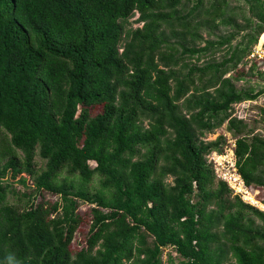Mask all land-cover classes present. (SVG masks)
<instances>
[{
    "label": "trees",
    "instance_id": "1",
    "mask_svg": "<svg viewBox=\"0 0 264 264\" xmlns=\"http://www.w3.org/2000/svg\"><path fill=\"white\" fill-rule=\"evenodd\" d=\"M263 33L264 0H0V264H264V211L206 159L224 124L264 188L231 114Z\"/></svg>",
    "mask_w": 264,
    "mask_h": 264
},
{
    "label": "rangeland",
    "instance_id": "2",
    "mask_svg": "<svg viewBox=\"0 0 264 264\" xmlns=\"http://www.w3.org/2000/svg\"><path fill=\"white\" fill-rule=\"evenodd\" d=\"M231 1V5H237L238 4V0H230ZM136 17V15L131 18L130 20L134 19ZM133 26H137L140 25L139 24H132ZM260 40H264V35H261L259 37ZM236 85L238 87H253L255 90L258 88H263L264 91V79H261L257 76L254 77H247L245 79H242L240 81H238L236 83ZM239 110V112H241V116H243L244 118L247 119V121L251 122V123H255L256 125V130L261 131L262 133L264 132V115L263 113H261V111L253 104H242L241 107L237 108ZM218 134H223L225 136V142L223 144V151H222V157H220L218 159L219 161V171L221 173L224 172H231L233 173L235 169H232V167L230 166V163L232 162V160H234V156H233V139L231 137V135L225 130L224 128V124L217 128L215 130V133L212 134H208L206 138L209 139H214ZM231 151V152H230ZM170 180V178H169ZM96 182V178L93 179L92 184L96 187L95 185ZM19 188H21V185H15ZM248 192L250 193L249 196H251V199H255L253 200H249L248 198H245L246 202L258 207L259 209L264 211V205L261 203V200L264 199V188L263 189H253L251 187H246ZM254 197V198H253ZM45 198L50 199V200H55L56 197L47 194L45 196ZM257 200V201H256ZM89 205L83 203L81 205V212H86L88 209ZM86 228L84 227V225L80 226L76 233L75 236L72 240V249H76L77 247H79L81 245V242H83V236H84V230ZM171 255V257L174 258V261H177V259L175 258V252L171 249V248H166L165 250H163L162 253V260L164 263H166L168 261V256Z\"/></svg>",
    "mask_w": 264,
    "mask_h": 264
},
{
    "label": "built area",
    "instance_id": "3",
    "mask_svg": "<svg viewBox=\"0 0 264 264\" xmlns=\"http://www.w3.org/2000/svg\"><path fill=\"white\" fill-rule=\"evenodd\" d=\"M261 35H264V33ZM247 57L250 61H253L256 63V65L262 71L263 76H264V40H260L258 38L257 42L251 46ZM242 104H253L264 115V91H262L256 98L252 100H245V101L233 103L232 113H231L232 116L243 117L241 116V112H239L240 109L239 110L237 109L241 107ZM220 157H222V153L219 154V153H216L215 151H212L206 155L207 162L212 164L213 170L216 176L219 179L227 183V185L232 189L233 194H237L242 200L245 201L246 199L244 197L247 194L246 192L248 191L246 188L247 186L244 185L242 179L237 173L234 160H232V162L230 163V166L232 167V169H235L234 172L233 173L231 172L221 173L218 167L219 166L218 159Z\"/></svg>",
    "mask_w": 264,
    "mask_h": 264
},
{
    "label": "bare ground",
    "instance_id": "4",
    "mask_svg": "<svg viewBox=\"0 0 264 264\" xmlns=\"http://www.w3.org/2000/svg\"><path fill=\"white\" fill-rule=\"evenodd\" d=\"M247 194L245 195V197L244 198H248L249 200L251 199V196H249L250 195V193L247 191L246 192ZM251 200H253V199H251ZM254 201V200H253Z\"/></svg>",
    "mask_w": 264,
    "mask_h": 264
}]
</instances>
